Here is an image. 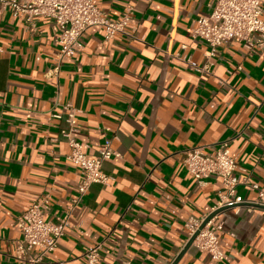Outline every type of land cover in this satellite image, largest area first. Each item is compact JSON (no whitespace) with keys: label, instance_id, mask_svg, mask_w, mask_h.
<instances>
[{"label":"crops","instance_id":"0c3cea01","mask_svg":"<svg viewBox=\"0 0 264 264\" xmlns=\"http://www.w3.org/2000/svg\"><path fill=\"white\" fill-rule=\"evenodd\" d=\"M95 4L112 22L132 8L126 31L135 39L91 28L59 71L55 23L0 15V264H22V213L47 196L46 219L58 224L77 196L82 177L68 161L62 106L78 110L74 137L89 157L107 140L119 157L103 168L111 184L92 186L72 213L55 263L84 264L101 245L99 264H173L189 242L188 220L207 218L225 193L221 179L199 186L189 175L191 148L228 142L246 182L238 196L255 201L251 185L264 190V50L234 40L208 59L211 48L189 31L213 0ZM262 8L264 18V0ZM217 221L224 260L192 246L179 264H264V208L240 205Z\"/></svg>","mask_w":264,"mask_h":264},{"label":"built area","instance_id":"2783aa9c","mask_svg":"<svg viewBox=\"0 0 264 264\" xmlns=\"http://www.w3.org/2000/svg\"><path fill=\"white\" fill-rule=\"evenodd\" d=\"M95 1L0 0V15L11 12L17 16H23L31 27L35 26L38 19H47L55 23L60 29L57 38L60 50L56 57V71H59L63 62L73 57L82 48V38L91 28L102 27L108 40L118 35L135 39L134 34L126 31L132 18V8H127L119 21L112 22L96 6ZM189 34L211 48L208 59L215 56L219 47L234 40L244 42L249 49L264 50L262 0H213L211 14L200 17L196 27L191 29ZM62 110L66 115L65 122L68 126V129L61 131V136L67 141L70 149L68 161L79 169L82 179L77 196L72 200L61 223L57 224L46 219L49 211L47 196L20 215L18 227L22 240L17 247L16 259L22 264H58L49 258L65 236L72 213L82 204L92 186L111 184L113 179L105 174L103 168L105 163L119 157V154L113 150L110 140L105 141L97 156L89 157L86 153L89 147L74 137L77 132L78 110L69 105L62 106ZM53 117L61 119L60 115H53ZM183 154L184 166L199 186H204L205 182L211 178H219L225 187V193L220 196L212 214L224 208L235 209L240 205H246L250 210L264 208V190L259 185H251L257 193L255 201H247L238 196L237 188L246 185V182L244 178L241 179L235 175L238 163L231 154L228 142L221 143L212 152H208L203 147H195L184 151ZM207 218L188 220L185 226L188 241L196 236L192 246L207 253L214 262L220 263L225 258L220 243L224 226L215 216L202 228ZM101 250V245L87 250L84 254V264H99Z\"/></svg>","mask_w":264,"mask_h":264},{"label":"water","instance_id":"95a60500","mask_svg":"<svg viewBox=\"0 0 264 264\" xmlns=\"http://www.w3.org/2000/svg\"><path fill=\"white\" fill-rule=\"evenodd\" d=\"M226 210H230V208H224V209L218 210L217 212L211 214V215L206 219V221L204 222L202 228H204V227L207 225V223H208L212 218H214L215 216H217L218 214H220V213H222V212H224V211H226ZM195 237H196V236H195ZM195 237H194L193 239H191V240L188 242L187 246L184 248V250H183V252L181 253V255L175 260V262H174L173 264H179L181 258L184 256V254H186V253L188 252V250L192 247V243H193V241L195 240Z\"/></svg>","mask_w":264,"mask_h":264}]
</instances>
